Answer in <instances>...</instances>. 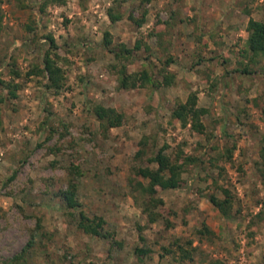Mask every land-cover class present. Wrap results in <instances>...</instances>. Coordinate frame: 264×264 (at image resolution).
<instances>
[{
  "label": "rangeland",
  "instance_id": "374dc122",
  "mask_svg": "<svg viewBox=\"0 0 264 264\" xmlns=\"http://www.w3.org/2000/svg\"><path fill=\"white\" fill-rule=\"evenodd\" d=\"M111 7L123 15L116 24ZM144 11L139 27L130 17ZM250 19L264 22V0H0V79L19 86L0 106V264H15L33 237L26 264H264V59L247 50ZM107 31L113 47L141 44L130 72L161 80L172 60L174 84L121 89ZM48 51L63 74L57 89L47 74L29 75ZM193 93L204 134L173 118ZM98 105L122 113L123 125L106 129ZM166 146L196 162L181 187L159 191L165 204L152 223L135 169ZM74 166L78 210L59 195ZM211 197L229 198L228 216ZM80 210L102 217L110 237L80 230ZM137 249L150 253L140 259Z\"/></svg>",
  "mask_w": 264,
  "mask_h": 264
},
{
  "label": "trees",
  "instance_id": "16d2710c",
  "mask_svg": "<svg viewBox=\"0 0 264 264\" xmlns=\"http://www.w3.org/2000/svg\"><path fill=\"white\" fill-rule=\"evenodd\" d=\"M56 1V0H55ZM149 2L151 0H144ZM44 11V9H42ZM108 16L112 24H116L123 19V15L116 11L114 7L108 10ZM146 11L142 13L140 18L130 17L137 26L141 27L146 19ZM248 40H247V50L254 58L264 59V22L260 20L250 19L247 27ZM52 47L56 48V43L54 38L50 35L47 37ZM104 47L114 55V63L111 68L117 75L119 86L121 89L134 90V89H145L151 87L153 91L158 90L161 86L170 87L175 82V76L167 73L168 66L173 62L168 60L166 62L167 66L161 71L162 79H157L148 70H142L138 72H130L129 67L134 62L137 56L141 44L139 43L135 48H129L124 43H119L113 47V39L110 32H106L103 40ZM254 61V60H253ZM44 69L40 70L38 68H33L29 75L37 73H45L49 79V88H59L60 80L63 76L62 71L57 67L55 60L52 57V51H48L45 54ZM245 74H251V72L245 68L243 70ZM14 76H20L17 71H13ZM0 86L3 90H8L5 95L0 92V106L4 104L8 99H16L19 86L13 81L6 82L0 79ZM95 115L97 119L102 123L106 129H112L120 127L123 125L124 116L122 113L118 112L114 108H106L101 105L95 107ZM206 114V110L198 106V96L193 93L191 94L185 103L180 104L173 111V118L179 121L184 127L190 126V128L198 133H205V124L202 118ZM3 124L2 111L0 107V127ZM1 141V136H0ZM147 142L143 141L141 147L136 152L137 159H143L148 155L147 152ZM167 146L159 149L154 155L146 159L147 166H140L135 169V173L139 176L143 182L139 183L141 193L145 197L144 211L150 213V221L156 223L160 219V213H154V209L164 206V200L158 196L159 191L174 190L181 187L184 183L183 173L185 172V166L191 162H196V159L187 156L182 150H180L176 155L172 156L166 151ZM260 158L262 160V165L264 167V138L262 139V148L260 151ZM144 160V159H143ZM264 177V168L262 170ZM82 173L78 166H74L70 169V180L68 189L62 191L59 195L63 203L68 209L78 210L82 208V204L79 202L77 197V187L78 182L77 177H81ZM14 179V176L12 177ZM146 182V183H145ZM226 195L229 196L227 190L224 191ZM211 202L214 206L224 215L228 216L229 208L231 202L229 198L222 201L216 197H211ZM106 221L102 217L95 216L90 218L83 210L79 211L78 228L82 230L85 234L109 238L110 235L105 230ZM192 245V243H189ZM36 241L33 237L26 247L23 249L22 253L14 258L13 263L15 264H26L27 255L30 254L35 248ZM180 251L183 254V259L193 260V254L184 249V247L179 246ZM150 253L146 249H137V254L140 259H143Z\"/></svg>",
  "mask_w": 264,
  "mask_h": 264
}]
</instances>
